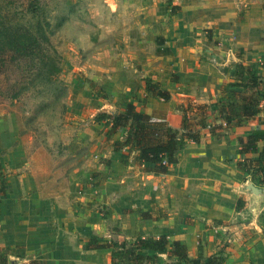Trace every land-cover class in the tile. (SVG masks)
Masks as SVG:
<instances>
[{
  "label": "crops",
  "instance_id": "crops-1",
  "mask_svg": "<svg viewBox=\"0 0 264 264\" xmlns=\"http://www.w3.org/2000/svg\"><path fill=\"white\" fill-rule=\"evenodd\" d=\"M165 1L130 0V44H134L130 52H136L130 54V66L157 65L162 76L144 78L158 84L169 99L152 97L139 88L142 77L130 76V104L178 129L181 114L176 105L189 99L213 108L220 93L236 82L235 65L252 69L264 80V0ZM169 6L178 10L170 14ZM156 39L164 45V54L149 53ZM96 80L106 93L116 83L113 76L102 74ZM88 103L90 107L82 102V110L93 111L97 102ZM242 126L229 129L223 139L203 131L200 142L186 143L177 151L176 163L161 175L146 171L150 164H136L131 152L130 238L164 236L168 243L179 241L190 259L198 254L207 258L223 246L222 264H264V204L255 214L250 211L248 196L242 192L250 179L236 168V138L249 129L264 130V111ZM75 145L79 149L88 144ZM262 147L264 141L258 143L251 160L257 159ZM118 155L106 152L110 174L96 185H87V161L80 158L76 169L63 171L66 185L60 183L56 168H48L43 176L32 169L33 160L28 162L19 143L12 146L0 158L6 185L5 196H0V248L6 251L5 264L10 259L14 264H110L109 249L89 250L85 245L88 237L97 235L91 228H99L100 220L85 203H69L66 198L82 200L87 192L102 190L112 170L118 169ZM26 166L31 169L25 170ZM63 195H67L65 203H60L64 197L58 196ZM238 200L244 207L236 209ZM155 264L183 263L158 252Z\"/></svg>",
  "mask_w": 264,
  "mask_h": 264
},
{
  "label": "rangeland",
  "instance_id": "rangeland-1",
  "mask_svg": "<svg viewBox=\"0 0 264 264\" xmlns=\"http://www.w3.org/2000/svg\"><path fill=\"white\" fill-rule=\"evenodd\" d=\"M41 2L45 4V14L56 31L52 42L59 58L60 74L55 87L39 91L42 94L31 91L26 98L16 102L0 97V158L19 143L28 162L33 160L34 171L46 176L48 168H56L62 177L60 183L66 185L67 174L63 171L76 169L82 158L81 161H87V185L94 182L96 185L109 177L110 158L106 157V152H114L112 144L122 135L119 129L106 136L108 121L96 122V115L111 116L109 110L122 112L130 104V76L142 77L138 85L142 89L141 80H149L144 77L162 76L160 68L152 63L142 66V62L130 66V54L136 53L130 52V46H134L130 44V0ZM160 42V39L154 40L151 55L166 52ZM99 74L113 76L116 81L108 93L97 83ZM91 99L97 102L94 110H82V102L90 107L87 101ZM207 123L217 122L208 119ZM80 141L88 145L77 149L75 143ZM117 152L118 169L112 170L114 174L102 190L93 193L91 190L82 196V200L72 195L58 197H64L60 203H65L66 196L69 203H85L87 211L94 213L93 217L100 220V227L92 225L91 229L97 232L92 236L107 241H130L138 237L130 238L133 224L130 221V179H127L130 178L131 152L127 148ZM97 163L101 166L98 167ZM24 169L31 168L26 166ZM5 254L6 251L0 248V264Z\"/></svg>",
  "mask_w": 264,
  "mask_h": 264
},
{
  "label": "trees",
  "instance_id": "trees-1",
  "mask_svg": "<svg viewBox=\"0 0 264 264\" xmlns=\"http://www.w3.org/2000/svg\"><path fill=\"white\" fill-rule=\"evenodd\" d=\"M45 10L41 0H0V97L4 99L16 102L31 91L42 94L39 91L55 87L60 74L59 58L52 42L56 31ZM168 10L173 14L178 7L169 6ZM233 77L236 82L229 86L230 90L220 93L213 108L189 99L176 105L175 109L181 114L178 129H172L147 113L136 111L131 104H127L122 112L108 117L97 114L95 121H108L106 136L122 130L120 140L112 144L114 152L127 148L134 153L136 164L152 166L146 171L165 174L176 163L177 151L188 142L198 144L203 131L223 139L229 129L242 128L244 122L253 120L264 111V80L252 69L241 65L234 66ZM141 83L143 90L152 97L164 102L169 99V94L156 84L147 79L141 80ZM208 119L217 123H207ZM262 141L264 130L257 128L249 129L244 137L236 138L239 146L236 168L248 176L252 184L264 188V147L258 152L256 160L250 158ZM5 190L0 167L1 197L5 196ZM242 207L244 202L238 200L236 209ZM85 245L89 250L109 249L110 264H155V253L158 252H167L183 264H222L225 261L223 246L207 258L198 254L195 259H190L181 242L168 243L164 236L136 237L130 241H107L90 236ZM5 263V258H2L1 264Z\"/></svg>",
  "mask_w": 264,
  "mask_h": 264
},
{
  "label": "water",
  "instance_id": "water-1",
  "mask_svg": "<svg viewBox=\"0 0 264 264\" xmlns=\"http://www.w3.org/2000/svg\"><path fill=\"white\" fill-rule=\"evenodd\" d=\"M110 115L114 114V111L109 110ZM242 192L248 196V204L250 211L255 214L258 209L264 204V188L254 186L250 181H246L243 185ZM9 264H14L10 259Z\"/></svg>",
  "mask_w": 264,
  "mask_h": 264
}]
</instances>
